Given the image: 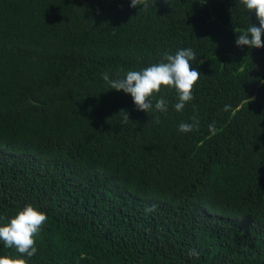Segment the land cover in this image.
Returning <instances> with one entry per match:
<instances>
[{
	"label": "trees",
	"instance_id": "16d2710c",
	"mask_svg": "<svg viewBox=\"0 0 264 264\" xmlns=\"http://www.w3.org/2000/svg\"><path fill=\"white\" fill-rule=\"evenodd\" d=\"M130 2L0 0V224L46 214L26 264H264V47L235 43L255 12ZM182 48L201 73L182 111L173 88L146 113L102 79Z\"/></svg>",
	"mask_w": 264,
	"mask_h": 264
},
{
	"label": "clouds",
	"instance_id": "9594fccd",
	"mask_svg": "<svg viewBox=\"0 0 264 264\" xmlns=\"http://www.w3.org/2000/svg\"><path fill=\"white\" fill-rule=\"evenodd\" d=\"M249 12L254 11L259 21V26L250 23L246 30L237 33L235 40L237 46H248L249 48L264 47V0H240ZM141 5L148 8V0H131L130 7ZM196 55L191 48H182L175 54L165 53L158 63H153L139 71H127L122 77L113 79L109 73H102V79L109 89L123 91L130 94L137 110L146 113L151 111H167V101L158 99L153 105V97L161 91L162 86L173 88L178 97L175 104L177 111H182L185 105L194 99V85L200 78L201 73L193 68L192 62L196 61ZM231 105H225L224 111H229ZM124 122L129 120L126 110H121ZM159 122L158 119L156 121ZM198 127V121L193 117V123L182 122L178 131L187 133ZM210 131H215V123L209 125ZM156 208L151 205L145 209L152 212ZM47 221L44 212L28 203L11 216L7 223L0 224V242L7 249H15L17 256H0V264H26L24 257L31 258L37 252L34 235L42 231ZM199 252L193 248L189 256L199 257Z\"/></svg>",
	"mask_w": 264,
	"mask_h": 264
}]
</instances>
